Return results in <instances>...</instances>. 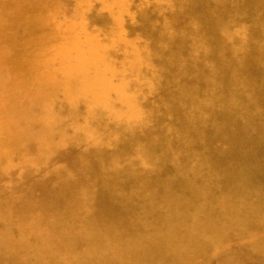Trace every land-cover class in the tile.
Segmentation results:
<instances>
[{
  "label": "bare ground",
  "instance_id": "6f19581e",
  "mask_svg": "<svg viewBox=\"0 0 264 264\" xmlns=\"http://www.w3.org/2000/svg\"><path fill=\"white\" fill-rule=\"evenodd\" d=\"M0 264H264V0H0Z\"/></svg>",
  "mask_w": 264,
  "mask_h": 264
}]
</instances>
